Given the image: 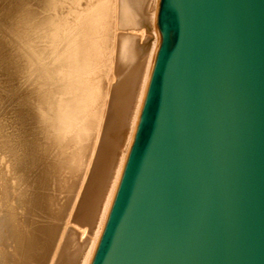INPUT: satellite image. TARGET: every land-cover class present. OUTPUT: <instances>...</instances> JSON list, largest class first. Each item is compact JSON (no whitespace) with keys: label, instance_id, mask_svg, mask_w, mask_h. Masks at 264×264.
Wrapping results in <instances>:
<instances>
[{"label":"water","instance_id":"obj_1","mask_svg":"<svg viewBox=\"0 0 264 264\" xmlns=\"http://www.w3.org/2000/svg\"><path fill=\"white\" fill-rule=\"evenodd\" d=\"M157 26L90 264H264V0H159Z\"/></svg>","mask_w":264,"mask_h":264},{"label":"bare ground","instance_id":"obj_2","mask_svg":"<svg viewBox=\"0 0 264 264\" xmlns=\"http://www.w3.org/2000/svg\"><path fill=\"white\" fill-rule=\"evenodd\" d=\"M158 4L0 0V264L91 263L149 84Z\"/></svg>","mask_w":264,"mask_h":264},{"label":"rangeland","instance_id":"obj_3","mask_svg":"<svg viewBox=\"0 0 264 264\" xmlns=\"http://www.w3.org/2000/svg\"><path fill=\"white\" fill-rule=\"evenodd\" d=\"M52 5H53V3L51 4L50 7H52ZM48 6H49V4H48ZM48 8H49V7H48ZM49 11H50L51 13H53V11H51V9L48 10V13H50ZM38 35H39V33L36 34V36H34V40H37V41H38V39H37V38H39Z\"/></svg>","mask_w":264,"mask_h":264}]
</instances>
